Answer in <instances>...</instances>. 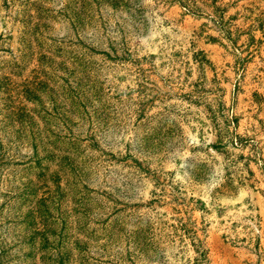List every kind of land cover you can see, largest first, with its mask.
I'll use <instances>...</instances> for the list:
<instances>
[{
    "label": "rangeland",
    "instance_id": "rangeland-1",
    "mask_svg": "<svg viewBox=\"0 0 264 264\" xmlns=\"http://www.w3.org/2000/svg\"><path fill=\"white\" fill-rule=\"evenodd\" d=\"M0 264H264V0H0Z\"/></svg>",
    "mask_w": 264,
    "mask_h": 264
}]
</instances>
